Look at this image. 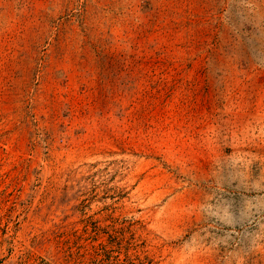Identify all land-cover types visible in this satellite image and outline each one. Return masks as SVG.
<instances>
[{
	"label": "rangeland",
	"instance_id": "obj_1",
	"mask_svg": "<svg viewBox=\"0 0 264 264\" xmlns=\"http://www.w3.org/2000/svg\"><path fill=\"white\" fill-rule=\"evenodd\" d=\"M263 195L261 0H0V264H264Z\"/></svg>",
	"mask_w": 264,
	"mask_h": 264
},
{
	"label": "bare ground",
	"instance_id": "obj_2",
	"mask_svg": "<svg viewBox=\"0 0 264 264\" xmlns=\"http://www.w3.org/2000/svg\"><path fill=\"white\" fill-rule=\"evenodd\" d=\"M250 178V177H249ZM239 187H241V185H239ZM259 188V187H258ZM238 189V188H237ZM240 189V188H239ZM260 189V188H259ZM247 190V189H245ZM244 191V190H243ZM247 193V192H246ZM250 194V193H249ZM258 195V194H257ZM264 196V195H263ZM260 212V211H259ZM261 212H264V209L262 208V211Z\"/></svg>",
	"mask_w": 264,
	"mask_h": 264
},
{
	"label": "crops",
	"instance_id": "obj_3",
	"mask_svg": "<svg viewBox=\"0 0 264 264\" xmlns=\"http://www.w3.org/2000/svg\"><path fill=\"white\" fill-rule=\"evenodd\" d=\"M262 3H264V0H261Z\"/></svg>",
	"mask_w": 264,
	"mask_h": 264
}]
</instances>
